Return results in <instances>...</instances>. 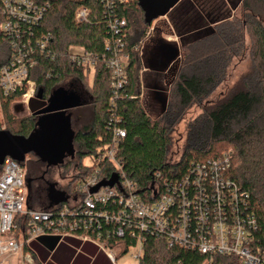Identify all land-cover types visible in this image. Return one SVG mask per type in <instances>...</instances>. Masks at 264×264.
I'll list each match as a JSON object with an SVG mask.
<instances>
[{
	"label": "trees",
	"instance_id": "obj_1",
	"mask_svg": "<svg viewBox=\"0 0 264 264\" xmlns=\"http://www.w3.org/2000/svg\"><path fill=\"white\" fill-rule=\"evenodd\" d=\"M34 1L46 7L43 18L31 29L21 27L19 31L7 32L2 28L5 18L3 0H0V68L11 60L13 53L24 48L28 39L34 45L44 35H52L48 50L56 57L38 55L37 64L30 72L31 79L35 78L37 82L36 94L42 91L41 101L46 105L57 88L65 87L82 98V105L76 110L93 105L85 118L71 116L73 129L79 126L74 144L79 147L80 159L72 181L76 184L94 170V166L82 163L83 156L90 155L96 162L111 140L112 72L107 60L102 58L111 54L105 42L122 37L129 54L127 82L119 90L115 104L120 116L119 125L127 131L119 146L127 176L138 183L144 194L154 182L156 173L178 178L194 162L230 152V175L250 193L251 207L258 218L252 251L264 255V0H237L239 3L236 2L234 8H241L239 17L233 16L229 8L233 0H181L167 14L181 45L174 62L176 76L168 80L171 83L168 101L158 116H152L142 104L140 71L145 55L141 54L140 48L143 40L151 39L149 30L153 21L160 17L149 23L141 0ZM81 7L88 9L85 22L76 19V12ZM116 18L126 20V26L118 33L109 26ZM155 30L161 29L155 27ZM247 34L251 39L250 69L227 97L205 107L203 114L189 125L185 149L176 160H170L171 132L175 123L192 104H200L224 80L232 59L242 56L248 49ZM155 41H159L154 49L157 55V50L167 41L163 38ZM75 46L84 48L89 54H97L100 60L93 67L77 65L70 58V49ZM158 60L162 64L160 57ZM91 68L94 69L92 84L89 83ZM173 70L166 77H171ZM69 78L73 81L72 88L65 83ZM21 94L1 95L8 128H2L0 120V129L29 136L37 127L39 117L32 114L16 119L9 111L11 103L21 100ZM29 163V176L41 182L44 171L39 166L43 163L38 158ZM20 164L24 166L25 161ZM3 167L4 164L0 165V175ZM40 189L45 192L44 187L40 186ZM27 220L24 215L16 217L17 227L12 236L26 235ZM72 242L75 247L61 244L52 256L53 262L48 264H111L95 246L86 245L77 254L80 242ZM131 243L134 241L128 238L109 240L110 245L120 248L118 258L128 253ZM26 249L30 250V246ZM40 251L47 259L49 253L43 249ZM202 261L203 257L197 253L180 247L170 249L164 240L150 237L145 242L139 264H201ZM35 264L43 262L36 260ZM215 264L241 263L231 256H218Z\"/></svg>",
	"mask_w": 264,
	"mask_h": 264
},
{
	"label": "built area",
	"instance_id": "obj_2",
	"mask_svg": "<svg viewBox=\"0 0 264 264\" xmlns=\"http://www.w3.org/2000/svg\"><path fill=\"white\" fill-rule=\"evenodd\" d=\"M45 10L34 0H3L2 28L7 32L19 31L21 27L31 29L43 18ZM76 19L87 21L88 9L79 8ZM109 26L118 33L126 26V20L113 19ZM51 39V34L44 35L34 45L28 39L24 48L13 53L0 68V100L2 94L21 92L20 102L29 106L37 92L30 72L38 55L56 57L48 50ZM105 45L111 50L109 57L102 58L112 72L111 140L99 159L93 161L92 173L75 184L74 205L67 198L48 209L30 208L23 166L11 158L5 160L0 175V258L19 254L22 264H35L32 250L26 249L32 240L77 236L95 243L113 263L120 248L110 245L109 240L128 238L134 241L128 252L135 248L134 257L140 262L145 242L151 237L164 240L170 249L180 247L199 254L203 257L201 264H215L218 256L234 257L241 264H264V255L252 251L258 230L257 214L251 207L250 193L230 175V152L194 162L178 178L156 173L144 194L138 183L127 176L119 154L127 131L119 125L115 101L127 82L129 54L122 37L107 40ZM72 48L78 52L70 50V58L79 66L93 67L100 60V56L89 54L82 47ZM98 185L99 189L91 192ZM18 215L27 216V228L26 235L15 238L12 233Z\"/></svg>",
	"mask_w": 264,
	"mask_h": 264
},
{
	"label": "rangeland",
	"instance_id": "obj_3",
	"mask_svg": "<svg viewBox=\"0 0 264 264\" xmlns=\"http://www.w3.org/2000/svg\"><path fill=\"white\" fill-rule=\"evenodd\" d=\"M237 0H233L229 4L231 13L233 16L239 17L241 8H234ZM145 5L149 7H155L159 10L162 8L160 4H157L154 0H144ZM239 2H237L238 4ZM155 27H160L161 30H155ZM152 35L151 39L148 38L143 40L142 46L140 48L145 55V62H143V67L140 71V85H141V100L144 108L152 115L158 116L165 110V106L168 101L169 89L171 85L168 80H173L176 76V71L173 70L175 63L169 64L167 67H164L162 64H159V60L154 58L152 51H154L155 45L159 44L157 38H163L167 42L176 43L180 47V37L172 29L168 16L160 17L153 21L152 27L149 30ZM155 39V40H154ZM149 40V41H148ZM250 42L251 39L249 35H246V43L248 49L242 56L234 57L226 69V76L215 89L204 98L201 103L192 104L186 111L185 115L175 123L174 128L171 132L172 144L170 146L169 157L170 160H176L181 152L185 149L186 143L188 141V127L189 125L201 116L204 112L205 107H210L222 99L227 97L232 91L234 85L239 81L242 75L248 72L250 69ZM72 53H77L78 49L71 48ZM71 54V53H70ZM144 61V60H143ZM174 71L171 74V77H166L171 71ZM94 69L91 68L89 74V83H93ZM167 78V79H166ZM169 78V79H168ZM33 87L37 89V82L32 79ZM72 80L69 78L65 83L72 88ZM31 106H26L20 101L13 102L9 105V111L12 116L16 119H21L27 116L32 115L34 109L38 108L40 105L43 106L41 99L37 98L35 94L34 98L30 101ZM29 103V104H30ZM93 105H88L84 110L71 109L69 113L76 115V117L85 118L92 111ZM74 111V112H73ZM0 120L2 128H8V122L6 117V112L3 106L2 101L0 100ZM79 126H74L75 131H77ZM75 153L74 155H69L66 157L63 166H51L47 167L45 163L39 166L41 170L44 171L43 180L37 182L33 177L29 176L28 168L30 167L31 161H36V157L33 154H29L26 157L25 165L23 166L24 178L27 186V204H30L33 209H48V188L49 185L55 184L56 188L60 191H64L69 198V203L74 205L73 200L77 198V192L75 189V183L72 181L73 174L77 172V165L80 161L78 157L79 147L74 144ZM82 163L86 166L93 165V158L90 155H85L82 158ZM36 165V164H35ZM41 187L45 188V192ZM44 192V193H43ZM78 201V199H77ZM47 202V204H45ZM135 248H131L130 251L120 256L114 264H139V260L134 257ZM0 264H22L19 254L9 255L0 258Z\"/></svg>",
	"mask_w": 264,
	"mask_h": 264
},
{
	"label": "water",
	"instance_id": "obj_4",
	"mask_svg": "<svg viewBox=\"0 0 264 264\" xmlns=\"http://www.w3.org/2000/svg\"><path fill=\"white\" fill-rule=\"evenodd\" d=\"M154 1L162 6L160 10L155 7L148 8L144 0H141V5L145 10L146 19L149 23L155 18L167 16L181 0ZM179 53L180 47L178 44L174 45L171 42H166L157 50L156 57H160L163 61L162 65L167 67L176 61ZM37 98H42L41 90H39ZM81 105L82 98L78 93L65 87H59L51 94L46 105H40L33 110L32 114L37 115L39 119L37 127L29 136L0 129V165H3L7 158L24 162L29 154H34L47 167L64 164L66 157L75 153L76 131L72 127L69 111ZM29 107H32L31 103ZM99 187L100 185L93 188L91 192L97 191ZM48 198L52 205L65 202L67 195L51 183L48 188ZM38 240L47 249L53 251L60 242L61 236H43Z\"/></svg>",
	"mask_w": 264,
	"mask_h": 264
},
{
	"label": "crops",
	"instance_id": "obj_5",
	"mask_svg": "<svg viewBox=\"0 0 264 264\" xmlns=\"http://www.w3.org/2000/svg\"><path fill=\"white\" fill-rule=\"evenodd\" d=\"M166 17V16H164ZM152 55L154 56V58L156 59V52L155 51H152L151 52ZM158 59V58H157ZM48 203H49V206L48 208L52 207L53 205L55 204H50V199L48 198ZM30 204H28L29 206ZM31 206V205H30ZM32 208V206H31ZM39 238L37 239H34L30 242V249L32 250L35 258L38 260V261H41L43 262V264H48L49 262H53V259H52V256L56 253V251L58 250V248L60 247L61 244H68L72 247H75L74 246V243L72 242L73 240L76 241V242H80V246L77 248V254H79L81 251H83V247L86 246V245H89V246H95L97 249H98V252L102 253L109 261L111 264H114L109 258L108 256L105 254V252L103 250H101L95 243L91 242V241H87V240H83L81 239L80 237H77V236H63L61 237V240L60 242L58 243V245L56 246V248L53 250V251H50L49 249H47V247L41 243L39 240ZM36 245L38 247H36ZM40 249L42 250H45L49 253L47 259H44L43 258V255L40 251ZM76 254V255H77Z\"/></svg>",
	"mask_w": 264,
	"mask_h": 264
},
{
	"label": "flooded vegetation",
	"instance_id": "obj_6",
	"mask_svg": "<svg viewBox=\"0 0 264 264\" xmlns=\"http://www.w3.org/2000/svg\"><path fill=\"white\" fill-rule=\"evenodd\" d=\"M155 49V48H154Z\"/></svg>",
	"mask_w": 264,
	"mask_h": 264
}]
</instances>
